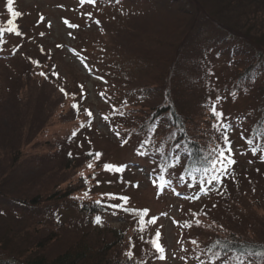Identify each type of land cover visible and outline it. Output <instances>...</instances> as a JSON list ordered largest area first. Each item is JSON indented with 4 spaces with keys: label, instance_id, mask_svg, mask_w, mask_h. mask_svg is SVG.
<instances>
[{
    "label": "trees",
    "instance_id": "trees-1",
    "mask_svg": "<svg viewBox=\"0 0 264 264\" xmlns=\"http://www.w3.org/2000/svg\"><path fill=\"white\" fill-rule=\"evenodd\" d=\"M96 4L104 17L100 35L108 37L114 30L123 43L108 60L105 57L106 72L116 68L119 77L137 75L154 83L125 93V103L140 114L124 125L127 143L140 150L145 139L151 141L142 157L155 172L179 155L175 168L156 177L163 175L184 198L192 191L199 197L192 201L199 225L190 223H195L190 239L195 256L217 264H264V255L253 254L264 253V240L253 239L252 221L230 218L239 212L235 218L242 220L248 206L256 212L264 209V195L248 192L250 181L256 180L253 173L264 177V0H96ZM4 20L0 19V43L7 42ZM96 48L107 52L102 42ZM23 55L25 63H37L26 51ZM45 77L43 66L7 76L0 89V119L5 108L23 103L20 99L30 91L33 95ZM246 99L252 112L227 113ZM211 103L232 124L230 141L233 132H239L236 139L244 146L239 150L249 160L241 162L232 149L236 163L222 184L213 185L201 171L189 174L193 167L206 166L204 157L215 155L218 145L223 147L220 132L212 127L216 120L209 111ZM5 129L2 126L1 133ZM73 132L47 155L23 163L14 158L15 150L11 158L10 152L2 155L0 150V162L7 161L0 169V264H154L159 254L152 247L151 224L141 232L139 217L109 207L121 203L111 197L126 196L128 182L104 171L110 161L103 155L99 160L86 155L100 150L83 141L82 128ZM241 132L244 135L239 136ZM188 150L194 155L187 156ZM81 172L89 183H84ZM201 181L207 195L200 190ZM85 191L88 196L82 198ZM97 216L101 224L96 223ZM114 217L121 220L118 227L110 223ZM149 219L145 217L146 222Z\"/></svg>",
    "mask_w": 264,
    "mask_h": 264
},
{
    "label": "rangeland",
    "instance_id": "rangeland-1",
    "mask_svg": "<svg viewBox=\"0 0 264 264\" xmlns=\"http://www.w3.org/2000/svg\"><path fill=\"white\" fill-rule=\"evenodd\" d=\"M99 5L81 4L80 0H14V11L22 14L14 17L10 13L7 16V0H0V19H6L4 30L8 33L7 42L0 43L3 61L0 63V89L6 84L5 78L15 70L43 66L46 74L45 79L42 78L36 84L33 95L30 91L24 99H20L23 103L4 109L5 113H2L0 119V133L2 126L6 128L7 133L0 134L2 155L10 152L11 158L12 150H15L14 158L19 159L21 163L26 158L29 161L34 157L47 155L58 140L82 128L83 141H90L100 150L106 161L118 166L128 165L122 174L113 176L114 179H124L128 182L125 184L128 188L126 196H131L127 207L148 209L150 219L158 217L156 223L151 224V234L154 238L159 230V241L165 249L166 259L158 258L154 264H217L204 261V257L203 260L197 258L190 243L192 235L195 234L192 229L195 223L191 224L192 226L190 223L199 221L196 208L192 205L197 193L192 191L184 198L180 189L170 183L162 192L158 191L153 181L157 180L156 176L160 171L155 172L154 165L137 155L139 149L133 142L124 143L129 138L124 125L140 115L137 114V108L134 110L125 103V93L141 84L154 83L137 75L122 73L119 77L115 74L116 68L106 72L109 68L106 59L112 56L115 47H122L123 43L114 30L108 37L100 35L104 17ZM65 21L79 27L70 28ZM10 28H16L21 34L10 32ZM101 42L107 51L103 54L96 48ZM25 51L28 57L38 63H25ZM110 65L113 67L112 63ZM121 78L125 79L127 86L120 82ZM61 89H64V92ZM240 102L242 103L230 106L227 113L234 115L253 111L247 99ZM73 104H77L78 109H74ZM85 109L92 112L91 118L85 114ZM113 129H116V132ZM237 133L239 132H233L232 149L241 157V162L248 163V158H244L239 150L244 146L236 139ZM14 135L15 138L12 139ZM242 135L244 133L241 132L239 136ZM12 141L16 145L14 148ZM6 157L9 158L6 155L4 159ZM2 163L7 164V161L0 162V169ZM30 174L32 175V170L29 171ZM252 177L256 180L250 181L248 192L255 197H262L264 177L262 176V179L260 173H253ZM136 184L139 186L134 187ZM256 186L257 191L254 189ZM177 192L179 195H176ZM81 197L85 198L84 195ZM216 208L219 212L222 210L220 206ZM252 213H255L254 217L251 216ZM238 214L239 212L235 215ZM230 215L233 221H252L254 229H249L253 232V239L264 240L263 207L256 212L248 206V209L244 210L242 220H237L233 214ZM110 223L118 227L121 220L114 217Z\"/></svg>",
    "mask_w": 264,
    "mask_h": 264
},
{
    "label": "snow or ice",
    "instance_id": "snow-or-ice-1",
    "mask_svg": "<svg viewBox=\"0 0 264 264\" xmlns=\"http://www.w3.org/2000/svg\"><path fill=\"white\" fill-rule=\"evenodd\" d=\"M117 2H119V0H117ZM13 3L14 0H7V11L8 13H10L12 16L14 17H19L22 14L18 11H14L13 9ZM81 4L84 3H88V4H92L95 5L96 4V0H80ZM89 19L91 18V13L88 14ZM43 19V18H41ZM66 24H68V21H65ZM96 23L98 24L99 21H96ZM68 26L70 28H78L79 25H73V24H68ZM10 32H14L16 35H20L21 33L19 31H17L16 28H10L9 29ZM41 35H43V33H41ZM38 63V62H37ZM41 75H44V73H40ZM58 75V74H57ZM81 89L83 91V86L81 85ZM62 92H64V89H61ZM65 95H67V93H65ZM233 96H235V93H232ZM72 107L74 109H78V105L77 104H73ZM85 114L91 118L92 117V112L88 109H85ZM209 111L211 112L212 117H215L216 122L212 124V127L214 129H216L217 132H220L221 134V138L223 140V147L221 146H217L216 149V154L212 155L211 157H204V160L206 161V166L202 167V168H196L193 167V169L189 172V174L191 175L192 172H196V171H201L204 174L207 175V183L209 185H213L215 184H222L223 183V179L228 177L229 174V169L230 167L236 163V161L234 159H232V143L229 139V131L232 129V124L230 122L227 121V118L224 116V113L222 111H218L217 110V105L216 103H211L209 106ZM105 119H107V117H105ZM117 135L119 136V133H117ZM72 136L75 137L76 133L73 132ZM243 138V137H242ZM90 143V141H89ZM124 143H127V141H124ZM151 143L150 140L145 139L142 143H141V147L140 150L137 151V155L143 156L145 155V152L143 151V148L147 145ZM249 144L252 143L251 140L248 141ZM82 146V145H81ZM123 146V145H122ZM177 147H179V145H177ZM227 153V155H226ZM256 154V149L253 148V155ZM87 156L89 157H93L96 160H99L100 157L102 156V153L96 152L93 153L91 151L86 153ZM186 155L191 157L193 156V152L191 150H188L186 152ZM69 156H71V153H69ZM262 159H264V157H262ZM180 163V156L177 155L175 156L172 160L164 163L161 167H160V171L163 172H167L168 169L170 168H175L178 164ZM87 167L89 169L93 168V164L92 163H88ZM128 167V165H114L112 163H105L103 168L104 171L106 172H111L114 174H122L126 168ZM80 176L84 179V183L87 184L89 183V180L87 177L84 176V173L81 172ZM194 178V177H193ZM92 180H95V175H93L91 177ZM184 177L181 176L180 180L183 181ZM123 182V181H121ZM97 185H99V181H96ZM109 183H111L109 181ZM169 184V181L166 180L164 178L163 175H159L157 177V180L153 181V185L155 187L158 188V191H163V189ZM134 187H138L139 185H133ZM200 190L204 192L205 195L208 194V189L204 188V181H201L200 183ZM110 195V194H109ZM176 195H179V193L177 192ZM84 196H88V192L85 191L84 192ZM113 199H118L121 201L120 204H115V205H109V207L114 208V209H120L122 211L125 212H129L137 217H139V225L140 228L139 230L141 232H143L146 228L147 224H155L158 217H152L151 219H149L147 222L145 221V217H147L149 215V210L148 209H132V208H128L126 207L129 203V197L127 196H120V197H111ZM195 199H199V197H195ZM97 204H100V201L96 202ZM96 223L97 224H101V218L99 216L96 217ZM199 225V221L197 222V226ZM141 239H143V237H141ZM160 240V232L159 230L156 231L155 233V237L153 238V240L151 241L152 243V247L155 249V251L159 254L158 258L160 260H165V249L163 248V246L159 243ZM193 243H195V241H193ZM254 255H264V253H253ZM126 255L129 257V259L132 258V252H127ZM242 264V262H241Z\"/></svg>",
    "mask_w": 264,
    "mask_h": 264
}]
</instances>
